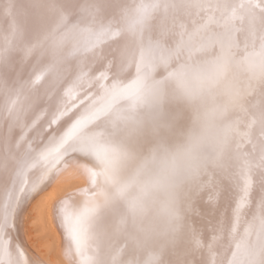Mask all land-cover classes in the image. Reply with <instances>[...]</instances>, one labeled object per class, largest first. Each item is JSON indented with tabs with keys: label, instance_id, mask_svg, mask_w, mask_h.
Instances as JSON below:
<instances>
[{
	"label": "snow or ice",
	"instance_id": "1",
	"mask_svg": "<svg viewBox=\"0 0 264 264\" xmlns=\"http://www.w3.org/2000/svg\"><path fill=\"white\" fill-rule=\"evenodd\" d=\"M14 7L0 29V264H28L6 237L58 163L85 178L53 205L67 264H264V0ZM38 66L86 77L79 102L41 94ZM73 107L66 130L30 135V113L50 128Z\"/></svg>",
	"mask_w": 264,
	"mask_h": 264
},
{
	"label": "bare ground",
	"instance_id": "2",
	"mask_svg": "<svg viewBox=\"0 0 264 264\" xmlns=\"http://www.w3.org/2000/svg\"><path fill=\"white\" fill-rule=\"evenodd\" d=\"M9 2L10 0H0V29H5L9 25L10 16L6 14ZM11 2L15 5L11 10L12 14L15 15H22L29 4V0H11ZM136 2L150 3L152 0H136ZM35 72L36 76L40 77L36 83V88L40 90L41 94L47 92L53 97L59 92L61 99L58 102L62 107L77 104L83 93L80 84L85 86L87 84L86 77L78 82L75 76L67 83L62 80L57 81L53 74L39 66L35 69ZM79 75L83 76L82 73ZM36 76L33 79H36ZM0 106H2V102H0ZM43 108H47V104ZM43 108L29 114L30 119L39 117L36 128L30 135L34 136L36 132H41L43 135L42 142L47 141L48 133L52 129H56L59 132L66 130L74 122L72 118L80 112L79 108L73 107L68 115L62 116L49 128L48 121L51 117L47 112L41 114ZM61 172H63V169L59 163L50 170V175L57 174L59 179L52 184L46 183L38 194L34 197H29L25 201L16 215L14 227L6 237L10 242L9 251L13 253V256H15V250L19 248L22 262L30 264L29 256H32L41 258L46 264H67L65 257L66 241L62 230L56 226L53 218V205L64 196L66 191L85 185V178L75 170L63 172L62 175L60 174ZM5 202L4 194L0 192V216L3 215ZM201 210L205 214L208 213V209L203 202H201ZM219 213L224 216L230 215V209L226 202L220 204ZM209 219H211V216H209ZM196 220L197 223H202L200 218H196ZM205 235H208L207 231Z\"/></svg>",
	"mask_w": 264,
	"mask_h": 264
}]
</instances>
